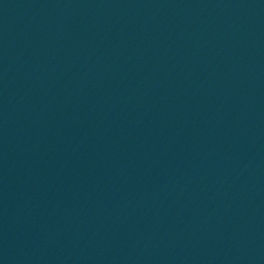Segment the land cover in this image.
<instances>
[{"label":"water","instance_id":"obj_1","mask_svg":"<svg viewBox=\"0 0 264 264\" xmlns=\"http://www.w3.org/2000/svg\"><path fill=\"white\" fill-rule=\"evenodd\" d=\"M0 264H264V0H0Z\"/></svg>","mask_w":264,"mask_h":264}]
</instances>
